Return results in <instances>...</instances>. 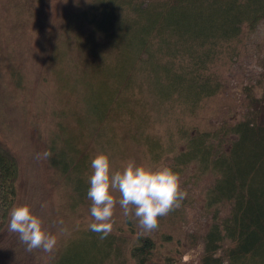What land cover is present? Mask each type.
Masks as SVG:
<instances>
[{
  "label": "trees",
  "instance_id": "obj_1",
  "mask_svg": "<svg viewBox=\"0 0 264 264\" xmlns=\"http://www.w3.org/2000/svg\"><path fill=\"white\" fill-rule=\"evenodd\" d=\"M96 2L86 16L75 17L81 24L69 37L84 39L85 49L80 50L92 62L86 81H98L97 87L88 84L87 90L78 81L62 84L69 76L64 69L72 60L69 54L66 63L60 58L52 64L53 89L44 95L33 92L38 107L55 99V93L61 97L65 91H72L78 104L82 97L87 102L85 118L79 115L81 110L70 112L73 120L64 110H54L51 115L58 133L47 141L51 151L48 163L67 186L69 210L88 208L92 155L112 144L109 139L101 146L98 138L106 132L96 131L117 123L126 104L133 103L147 114V119L138 118L146 119L143 125L150 121L148 112L156 109L174 126L165 136H152L144 132L145 126H136V131L147 134L149 162L171 166L180 179L210 180L200 209L206 228L186 235L191 245L198 241L203 245L199 264H264V55L258 62L262 96L256 98L247 90L240 119L201 129L192 122L200 105L222 91L224 72L242 56L244 39L264 20V0ZM58 69L62 70L61 81L55 79ZM16 72L13 80L21 88L23 74L20 69ZM43 96L52 98L46 101ZM128 114L134 116L133 110ZM18 177L17 158L0 144V233L9 224L16 203ZM182 205L168 214L182 211ZM224 205L229 206L226 215L221 211ZM128 224V235L111 231L103 239L89 225L76 226L50 264L173 261L172 255L159 247L173 242L171 234L161 232L158 245L152 233L141 232L129 220Z\"/></svg>",
  "mask_w": 264,
  "mask_h": 264
},
{
  "label": "rangeland",
  "instance_id": "obj_2",
  "mask_svg": "<svg viewBox=\"0 0 264 264\" xmlns=\"http://www.w3.org/2000/svg\"><path fill=\"white\" fill-rule=\"evenodd\" d=\"M96 4V0H0V144L15 155L19 163L15 205L29 203L32 210L42 217L45 228L57 237L56 246L50 252L42 248L28 250L18 233L12 232L7 225L0 233V264H50L73 229L93 221L90 214L91 200L88 208L81 206L75 212L69 210L71 203L67 186L49 166L48 157L40 155L47 148V141L58 133L51 116L53 111L64 110L73 120L70 112L78 113L81 110L79 115L85 118L87 102L82 97V102L78 104L79 99L73 97L72 91H65L61 97L55 93V99L51 102H39L41 107H38L33 101V92L44 95L53 89L49 72L52 64L55 65L60 58H65L66 63L69 54L72 60L64 66L69 76L62 80V70L58 69L55 79L62 80V84L67 83L66 86L78 81V85L87 90L88 84L97 87L98 81H86V71L92 62L87 53L80 50L85 49L82 45L84 39L74 41L69 37L72 31H78L81 24V20L75 17H82V14L86 16ZM244 41L246 47H241L242 56L224 72L226 80L222 91L201 104L196 119L192 120L200 129L216 127L223 121L232 124L240 119L245 110L247 90L256 98L262 96L258 62L264 55V20ZM17 69L23 74L21 88L13 80V74H18ZM53 82L56 88L54 79ZM42 98L47 101L52 96ZM122 109L125 113L118 117L117 123L96 131L106 132L98 138V142L105 146L107 140H111V146L103 150L109 154L114 169L122 168L129 159L152 164L145 152L146 135L165 136L170 127L173 129V122L169 123L170 118L152 109L148 112L150 121L143 125L147 119L145 112L133 103L126 104ZM129 110H133L134 116L128 114ZM139 117L146 119L139 120ZM137 125L145 126L144 132L147 134L136 131ZM103 150L98 149L97 152ZM154 166L161 164L156 163ZM209 184L208 179L182 177L180 187L186 193L181 201L183 210L159 217L158 231L142 230L137 218L131 213L126 216L117 203L111 231L128 235L129 220L141 232L152 233L158 245L162 242L159 234L169 233L173 236V242L159 247L164 250V254L172 255L173 261L155 264H199L203 245L201 241L195 246L191 245L186 235L204 232L206 228V219L200 214V209ZM114 195L119 198V192H114ZM228 207H221L223 215L228 213Z\"/></svg>",
  "mask_w": 264,
  "mask_h": 264
},
{
  "label": "clouds",
  "instance_id": "obj_3",
  "mask_svg": "<svg viewBox=\"0 0 264 264\" xmlns=\"http://www.w3.org/2000/svg\"><path fill=\"white\" fill-rule=\"evenodd\" d=\"M40 155L49 157L51 151L46 148ZM90 167L87 197L91 200L93 221L89 228L100 233L101 239L112 230L117 203L126 216L131 213L137 218L142 230L150 231L158 226V218L179 206L186 195L180 187L179 173L168 165L154 166L129 159L122 168L114 169L109 154L101 151L92 157ZM114 192H119V198ZM8 227L18 233L28 250L42 248L50 252L56 246V235L45 228L42 217L29 203L11 209Z\"/></svg>",
  "mask_w": 264,
  "mask_h": 264
}]
</instances>
